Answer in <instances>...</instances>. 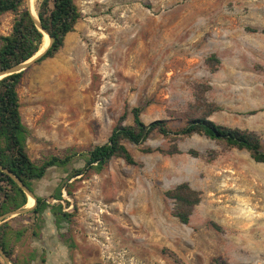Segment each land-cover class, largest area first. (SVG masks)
Wrapping results in <instances>:
<instances>
[{
    "label": "rangeland",
    "instance_id": "rangeland-1",
    "mask_svg": "<svg viewBox=\"0 0 264 264\" xmlns=\"http://www.w3.org/2000/svg\"><path fill=\"white\" fill-rule=\"evenodd\" d=\"M74 3L81 17L63 47L30 65L17 88L34 162L105 143L122 115L132 124L133 108L142 109L144 123L166 120L173 131L207 116L255 133L264 150V0ZM13 19L0 15V35L10 33ZM211 56L218 62L208 63ZM195 87L217 107L211 114ZM171 137L153 133L141 145L126 144L134 164L114 158L99 173L70 178L83 166L79 157L49 168L31 183L34 197L60 204L68 220L56 222L49 208L10 218L12 260L264 264V164L203 135ZM172 147L179 153L160 152ZM181 183L201 198L187 224L172 216L165 196ZM58 190L62 201L53 199Z\"/></svg>",
    "mask_w": 264,
    "mask_h": 264
},
{
    "label": "trees",
    "instance_id": "trees-1",
    "mask_svg": "<svg viewBox=\"0 0 264 264\" xmlns=\"http://www.w3.org/2000/svg\"><path fill=\"white\" fill-rule=\"evenodd\" d=\"M11 13L14 15L12 28L9 34L0 35V69L22 63L33 57L40 49L44 34L35 25L30 13L25 7V0H0V15ZM36 14L42 29L52 39L50 46L34 64L53 58L64 45L66 36L74 30L81 14L74 0H38ZM254 31V30H253ZM218 62L214 56L207 62ZM24 72L4 77L0 80V166L18 178L25 187L33 193L31 183L42 179L47 170L52 167L65 168L75 157H79L83 166L75 169L69 177H76L85 172L99 173L114 159L119 158L126 164H134V159L126 148V144L141 145L147 138L158 133L164 137L174 139L203 135L204 137L218 141L225 147L237 150H245L256 163L264 164V150L260 138L253 132L230 128L216 124L207 119V116L187 119V121L172 130L166 120H154L144 123L140 114L141 108L131 110L133 122L125 125L122 115L117 124L111 130L107 141L96 145L83 153H70L63 158L50 156L36 163L28 155L27 139L28 128L22 123L20 114V102L17 88L21 83ZM196 100L200 105L206 106L207 115L215 108L204 103L200 97V90L195 87ZM146 152H149L147 149ZM168 155L179 153L176 147L168 151L160 150ZM192 156H198V152L190 150ZM165 196L172 201L171 214L181 224H187L195 206L200 202V193L192 189L187 183H181L165 192ZM53 199L62 201L60 190ZM34 208L29 214L40 215L49 208L56 217V222L61 219L68 220L69 214L63 212L62 206L49 205L45 200L36 197ZM27 204V195L6 173L0 170V216L23 208ZM8 220L0 224V249L12 260V250L9 246ZM20 237L23 232L16 233ZM0 264H6L0 256ZM12 264H17L12 260ZM212 264H227L225 261L215 258Z\"/></svg>",
    "mask_w": 264,
    "mask_h": 264
},
{
    "label": "water",
    "instance_id": "water-1",
    "mask_svg": "<svg viewBox=\"0 0 264 264\" xmlns=\"http://www.w3.org/2000/svg\"><path fill=\"white\" fill-rule=\"evenodd\" d=\"M25 5H26V9L30 13L35 25L42 31V33L44 35H46L48 37L49 43H48V46L46 47V49H44L40 53H38L39 52L38 51L33 57H31L27 61L19 63V64H16V65H13V66L5 68V69H0V80L3 79L4 77H7V76H10V75H13V74H17V73H21L23 71H26L29 68L30 65L34 64L35 61L39 57L42 56V54L47 50V48L50 46V44L52 42V39L48 36L46 31L41 28L39 20H38V17H37V14H36L35 17L31 14V12H30V0H25ZM0 170L2 172H4V173L8 174L16 182V184L24 191V193L27 195V197H31V198L34 199V205L32 207H24L22 209H17V210H14V211H11V212H8V213H5V214L1 215L0 216V224H1V223L5 222V221L9 220L12 217H15V216H18V215H21V214H25V213H28L29 211H31L34 208L35 204H36V200H35L34 194L31 191H29L25 187V185L18 178H16L14 175L9 173L6 169L2 168L1 166H0ZM0 256L3 258V260H4V262L6 264H11V262L9 261V259L3 253V251L1 249H0Z\"/></svg>",
    "mask_w": 264,
    "mask_h": 264
},
{
    "label": "bare ground",
    "instance_id": "bare-ground-1",
    "mask_svg": "<svg viewBox=\"0 0 264 264\" xmlns=\"http://www.w3.org/2000/svg\"><path fill=\"white\" fill-rule=\"evenodd\" d=\"M30 12L34 17L36 16L35 0H30ZM48 43H49V39L46 35H44L43 42L40 46L38 53L46 49V47L48 46ZM33 205H34V199L29 197L26 207H32Z\"/></svg>",
    "mask_w": 264,
    "mask_h": 264
}]
</instances>
